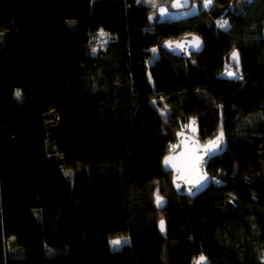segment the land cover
Segmentation results:
<instances>
[{
	"label": "trees",
	"instance_id": "trees-1",
	"mask_svg": "<svg viewBox=\"0 0 264 264\" xmlns=\"http://www.w3.org/2000/svg\"><path fill=\"white\" fill-rule=\"evenodd\" d=\"M193 1L0 0V264H264V0ZM178 130L227 140L194 197L161 166Z\"/></svg>",
	"mask_w": 264,
	"mask_h": 264
},
{
	"label": "water",
	"instance_id": "water-1",
	"mask_svg": "<svg viewBox=\"0 0 264 264\" xmlns=\"http://www.w3.org/2000/svg\"><path fill=\"white\" fill-rule=\"evenodd\" d=\"M176 2L177 0H171L170 6L172 9H186L191 6L192 0H187V4L183 7H172V4ZM179 2L183 4V0H179ZM193 37L198 38V47L197 41H194L192 39ZM161 47L173 55L188 57L191 53H198L203 49L204 40L195 33H186L175 39L163 40ZM233 51L238 52L237 50ZM232 52L229 55L230 63L237 66V63L232 59ZM238 58L240 64L239 52ZM221 132L223 131H218L215 136L202 144L194 134L186 130L176 131V142L162 157L161 166L165 172H171V184L178 194L194 197L209 186L211 176L206 169L208 161L214 156L222 154L227 148V140L224 132L222 139L217 141V137L220 136ZM166 157L168 158L167 165L164 162ZM161 220L164 222L163 218L158 220V228L160 231ZM163 227L165 229V223ZM201 256L205 257V261L201 262V264H210V260L204 255L196 257L194 264H196V261Z\"/></svg>",
	"mask_w": 264,
	"mask_h": 264
},
{
	"label": "snow or ice",
	"instance_id": "snow-or-ice-1",
	"mask_svg": "<svg viewBox=\"0 0 264 264\" xmlns=\"http://www.w3.org/2000/svg\"><path fill=\"white\" fill-rule=\"evenodd\" d=\"M211 2H212V0H205L203 7L207 8V7L209 6V4H211ZM186 4H187V0H183V4L180 3L179 0H177L176 3H173V4H172V7H174V8L183 7V6H185ZM193 9H195V6H193ZM160 13H161V17H164V16H165V9H164L163 7L160 9ZM190 14H194V12H193V13H190ZM149 19H152V17H149ZM217 25H218V27H220V28H225V29H226L227 27H230V25H229V23H228L227 20H218V21H217ZM99 35H100V36H104V35H105V33L103 32L102 29L100 30ZM192 39H193L194 41H197V47H198V46H199V45H198V38L193 37ZM178 46H179V45H178ZM95 51H96V49L93 48V52H95ZM153 51H155V49H153ZM232 59L237 63V65L239 64L238 52H236V51H233V52H232ZM228 75H232V73H231V72H228ZM15 95H16V97L19 99V98L21 97V93H20V91L17 90V92H16ZM155 103H156V102L153 101V104H155ZM162 114H163V113H162ZM222 137H223V132H221V133H220V136L217 137V141L221 140ZM211 143H215V142H211ZM164 162H165V164L167 165V163H168V158H167V157L165 158V161H164ZM65 175H70V173L66 172ZM217 183H219V181H217ZM178 187H179V186H178ZM161 199H162V198L157 194V205H158V206H161V204H160ZM160 224H161V231H163V230H164V227H163L164 222H163V220H161ZM123 242H125L124 238H118V239H113V240H111V241H110V244L113 246L114 249H116V248H117L119 245H121ZM203 261H205V257L201 256V257L199 258V260L196 261V264H201V262H203Z\"/></svg>",
	"mask_w": 264,
	"mask_h": 264
},
{
	"label": "rangeland",
	"instance_id": "rangeland-1",
	"mask_svg": "<svg viewBox=\"0 0 264 264\" xmlns=\"http://www.w3.org/2000/svg\"><path fill=\"white\" fill-rule=\"evenodd\" d=\"M151 1L152 0H136V2H138V3H144V4H149V3H151ZM204 2H203V5H204ZM243 3H244V1L243 0H240V5H242ZM193 6H195V9H193ZM162 7L165 9V16L164 17H161V13H160V9ZM196 10H197V3L194 2V1H193V3L191 4V6L189 8H186V9H177V10L172 9L170 7V5H168L167 3L161 2L155 8V10L150 14V17H152V20L176 19L178 17H185L187 15H190V13H193ZM228 72H231L232 75H228ZM238 72H239V70H234L232 68H228V70L227 71H224L223 74H225L227 76H233L234 77V76H236L235 74H237ZM188 127L190 128L191 132H193L195 130V126L193 125V123L188 124ZM118 238H124L125 242H123V243L128 242V237L127 236L118 237ZM118 238H113V239H118ZM113 239H111V240H113ZM121 245H119L116 249L120 248ZM110 246L113 248V246L111 244H110Z\"/></svg>",
	"mask_w": 264,
	"mask_h": 264
},
{
	"label": "crops",
	"instance_id": "crops-1",
	"mask_svg": "<svg viewBox=\"0 0 264 264\" xmlns=\"http://www.w3.org/2000/svg\"><path fill=\"white\" fill-rule=\"evenodd\" d=\"M178 18H181V17H178ZM178 18H176V19H178Z\"/></svg>",
	"mask_w": 264,
	"mask_h": 264
}]
</instances>
